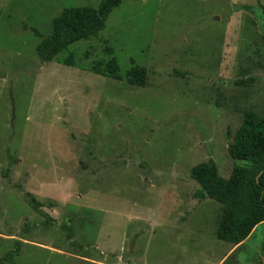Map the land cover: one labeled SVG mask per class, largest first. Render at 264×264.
<instances>
[{"label": "rangeland", "instance_id": "374dc122", "mask_svg": "<svg viewBox=\"0 0 264 264\" xmlns=\"http://www.w3.org/2000/svg\"><path fill=\"white\" fill-rule=\"evenodd\" d=\"M101 1L0 0V260L261 264L264 223L219 240L222 206L196 198L191 171L213 159L229 179L244 114L264 117V0L124 1L98 38L42 63L53 19ZM106 47L146 86L92 73Z\"/></svg>", "mask_w": 264, "mask_h": 264}, {"label": "trees", "instance_id": "16d2710c", "mask_svg": "<svg viewBox=\"0 0 264 264\" xmlns=\"http://www.w3.org/2000/svg\"><path fill=\"white\" fill-rule=\"evenodd\" d=\"M128 0H102L98 7L82 6L65 8L52 21V30L48 37H40L36 53L42 63H50L58 56L81 41L98 38L115 9ZM142 1V0H133ZM40 36V35H39ZM109 60L93 64L92 73L116 81H126L129 85L143 88L147 84L148 70L133 65L126 75L110 47L105 50ZM66 66H75L72 55L61 62ZM182 77L184 73L178 72ZM257 78L248 77L236 81L237 86L249 89ZM228 155L234 162L229 179L222 178L213 159L195 166L191 177L200 189L197 199H211L222 206L221 219L217 228V238L234 245L243 244L264 223V117L254 112H246L241 127L228 147ZM12 252L6 256L11 264H16ZM264 259V245H263ZM4 264V260H0ZM261 264H264V260Z\"/></svg>", "mask_w": 264, "mask_h": 264}]
</instances>
